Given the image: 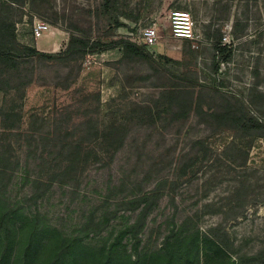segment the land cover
Wrapping results in <instances>:
<instances>
[{
    "label": "rangeland",
    "instance_id": "374dc122",
    "mask_svg": "<svg viewBox=\"0 0 264 264\" xmlns=\"http://www.w3.org/2000/svg\"><path fill=\"white\" fill-rule=\"evenodd\" d=\"M99 2L26 0L24 6L14 5L11 14L17 23L19 45L60 53L71 33L108 40L120 38L128 29L137 32L156 26L158 43L148 50L155 60L179 68L168 59L181 61L192 44L197 58L192 68L200 82L217 88L224 95L219 101L225 97L238 100L264 122V0L221 1L218 25L223 28L225 42L233 40L234 22L247 24L240 33L242 38L234 42L235 54L229 63L212 57L214 37L210 34L216 33L214 18L219 14L215 0H129L127 11L136 17L122 18L128 27L119 29L93 16ZM178 11L191 15L198 36L196 47L193 41L173 36ZM38 21L49 26L40 39L33 35ZM215 63L219 64L217 73ZM175 84L160 66L124 57L119 48L77 60L34 58L22 63L19 70L10 69L5 60L0 62V138L12 142L22 166L5 193L9 205L23 201L40 173L44 181L50 179L52 164L39 163L42 154L53 159L51 143L43 135L51 133L56 118L60 122L71 120L67 131L75 134L78 142L87 130L86 122L96 125L99 135L126 137L117 153L120 138L115 135L84 139L83 150L89 156L76 164V176L53 183L37 205H25L14 214L7 221V230H12L10 240H2L7 236L6 224L0 226V264H25L27 251L29 264H49L54 248L71 237L79 239L81 258L77 264H166L162 257L154 259L153 255L165 236L171 230L178 231L187 217H193L191 225L201 230L224 224L232 246L226 251L199 239L187 251L186 241L192 240L188 236L177 247L175 264H264V256H258L264 249V134H247L215 118L207 117L203 123L201 118L205 117L194 113L185 122L170 121L164 128L160 122L156 127L147 126L145 107L154 105L160 93ZM211 104L208 95L207 111ZM160 108L165 110L167 105ZM142 117L146 124L141 126ZM198 138L209 148L207 159L195 166L184 164ZM98 152L96 158L94 153ZM25 174L29 181L24 180ZM161 178H168L170 185L145 225L123 234L125 226L139 217L138 211L131 210H120L104 227L93 224L108 214V203L114 206L118 202L112 198L125 197L133 184L151 189ZM110 185H114L112 193L108 192ZM36 215L38 228L27 245L31 230L26 222L31 224ZM118 238L115 258L107 262L104 249L116 244Z\"/></svg>",
    "mask_w": 264,
    "mask_h": 264
},
{
    "label": "trees",
    "instance_id": "16d2710c",
    "mask_svg": "<svg viewBox=\"0 0 264 264\" xmlns=\"http://www.w3.org/2000/svg\"><path fill=\"white\" fill-rule=\"evenodd\" d=\"M221 1L222 0H215V6H219L216 7V11H218L219 14L214 18L217 23L216 33L213 35H211L212 33L210 34V38L214 37L212 57L214 60L218 59L222 63H229L235 54L234 42L242 38L243 35H240V33L246 30L247 24L240 26V21L234 22L231 33L233 40L231 42H225L223 28L218 25V22L222 19V14L220 12L222 6ZM16 4L24 6L26 0H0V62L5 60L10 69L19 70L22 63H27L30 59L34 58L77 60L83 59L90 54H98L107 50L119 48L124 57L130 56L148 60L160 66L176 80L175 85L160 93V97L154 105H147L145 107L144 117L146 116L149 118L147 126L156 127L160 122L162 123L160 127L164 128L165 123L169 124L170 121L177 123L185 122L190 118V115L194 113L199 117H205L201 118L203 123L208 121L206 119L207 117L215 118L216 121L231 125L247 134L252 133L256 136L264 134V132H262L264 130V122L261 118L248 112L245 106L238 100H231L225 97L224 101H219V98L224 95L221 94L217 88L206 87L200 82L197 71L192 68V65H194L197 59L192 50V44H190L188 50L184 51V58L181 61L168 59L169 63L179 65V68L163 65L161 62L155 60L145 44H138L124 36L117 39L111 38L103 40L102 38L92 39L77 33H71L66 48L60 53L41 52L32 46L19 45L17 39V23L14 21L11 14V10ZM128 6L129 0H100L93 11V16L98 20L102 19L104 23L114 25V29L128 27L122 21V18L134 20L136 17L127 11ZM246 19L248 20L249 17ZM218 71L219 64L215 63L214 72L217 73ZM208 95H210L213 100V104L210 105L209 111L205 109V98ZM163 103L167 105L165 110L160 108ZM156 107H158V109ZM165 114L168 116H165ZM144 117H142L141 126L146 124V119ZM70 121V119H67V122H60L56 118L50 126L49 131L51 133L43 135L51 143L53 159L45 157L44 154H42L39 164H52L49 172L50 179L44 181L40 173L37 177L33 178L31 192L24 197L23 201L17 200L12 206L6 201L5 193H7L8 188L13 183L16 173L22 167L21 160L20 157L16 155L12 142H6L3 137L0 138V226L6 224V229L4 230H6L7 233V236L2 240H10L9 238L12 230H7V221L9 222L12 220L14 214H17L25 205L29 207L37 205L38 201L50 190L53 183L58 180L67 182V179L76 176L73 174L76 164L85 162L89 156V154L85 155L83 150L84 139L88 138L90 141L96 138V136L98 138L100 137V139H106L111 135L109 133L99 135L98 127L86 122L84 127L87 130L84 132V135H81L83 138L78 142L74 137L75 134L68 133L67 131V124ZM88 126L89 128H87ZM114 130H119V127H115ZM7 131L11 134L13 133L10 129H7ZM113 135L115 134L111 136ZM30 136H33L31 132ZM115 136L118 139L120 138L118 141L119 148L115 149L117 153L123 146L126 137L120 135ZM190 151L191 152L187 153L184 157L185 159L188 156L184 164H191V166L202 164L209 155V148L201 138L193 141ZM98 154L99 152L94 153L96 158H98ZM175 161L177 162V159ZM172 163H174V161ZM169 164H171V161H169ZM44 169L45 167H42V170ZM24 178L25 181L30 180L27 174H25ZM161 179L151 189L144 188L142 183L139 186L133 184L128 195L125 197L121 199L112 198L118 202L114 206L108 203V207H106L108 214L102 216L93 224L96 228L104 227L108 223V220L114 218L120 210H131L138 211L139 217L133 223L126 225L122 232L125 234L128 231L132 232L133 230L139 229L145 225L148 215L152 213L160 197L170 185L168 178ZM124 185L125 183L122 182L121 186ZM113 190L114 185H110L108 187V192L112 193ZM234 215L238 216L239 213ZM37 218V215L34 216V219L31 220V224L26 222L31 230L27 238V245L31 243L32 234L38 228ZM192 222H194V218L187 217L181 222L178 231L171 230L172 233L168 234L163 239L160 250L153 255L154 259L162 257L166 264H175L178 257L177 247L188 236L192 237V240L186 241L187 251L188 247L195 243L194 240L199 239H202L204 243H213L218 248L225 249L226 251L231 248L232 241L224 224L212 225L206 230H201L199 227L191 225ZM190 229L192 232H189ZM78 240L79 239L75 237L63 239L62 242L54 248V252L48 260L49 264H77L81 258L78 252V250L81 249L77 246L79 245ZM120 241L121 238H118L116 244L113 243L108 248L104 249L107 262H111L112 256L115 258V246L119 245ZM27 250L30 251V247ZM258 256H264V249L258 253ZM23 260L25 264L31 262L28 251L23 257Z\"/></svg>",
    "mask_w": 264,
    "mask_h": 264
},
{
    "label": "built area",
    "instance_id": "2783aa9c",
    "mask_svg": "<svg viewBox=\"0 0 264 264\" xmlns=\"http://www.w3.org/2000/svg\"><path fill=\"white\" fill-rule=\"evenodd\" d=\"M48 29L49 26L46 23L41 21L35 22L33 35L36 39H40L45 36ZM122 36L138 44H145L148 50L158 43L159 38L156 26H147L137 32L128 29ZM173 36L180 40L193 41V46L196 47L195 42L198 36L194 32V22L188 12L178 11L174 14Z\"/></svg>",
    "mask_w": 264,
    "mask_h": 264
}]
</instances>
